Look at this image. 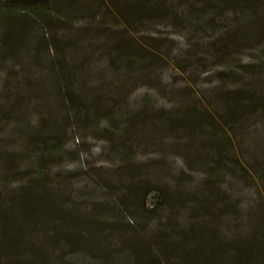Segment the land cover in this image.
<instances>
[{
  "label": "rangeland",
  "instance_id": "374dc122",
  "mask_svg": "<svg viewBox=\"0 0 264 264\" xmlns=\"http://www.w3.org/2000/svg\"><path fill=\"white\" fill-rule=\"evenodd\" d=\"M0 264H264V0H0Z\"/></svg>",
  "mask_w": 264,
  "mask_h": 264
}]
</instances>
